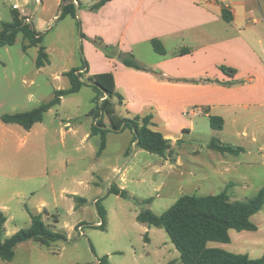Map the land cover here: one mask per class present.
<instances>
[{
	"label": "rangeland",
	"instance_id": "rangeland-1",
	"mask_svg": "<svg viewBox=\"0 0 264 264\" xmlns=\"http://www.w3.org/2000/svg\"><path fill=\"white\" fill-rule=\"evenodd\" d=\"M42 1L40 6L35 0L19 3L41 35L49 62L38 68L39 46H31L23 33L14 45L0 47V199L9 207L5 237L29 229L31 212L41 214L44 225L67 241L49 248L28 241L16 248L13 262L0 264H98L104 257L110 264H182L165 228L142 224L138 215L145 211L162 215L183 195H216L229 184L232 200L257 195L264 187V149L258 152L257 147L264 145V130L261 137L256 130L219 132L211 130L204 116L186 115L184 121L198 127L183 136L182 131L170 130L172 138L181 137L173 145L177 163L137 147L130 129L108 132L102 151V134H93L95 118L90 114L98 93L88 85L62 97L30 130L5 124L4 116L53 101L58 91L72 87L69 71L89 67L79 18L53 21L59 13L57 0ZM8 15L7 22L12 20ZM79 76L88 80L85 74ZM104 121L109 125L106 117ZM253 132L257 145L252 143ZM212 140L251 153L223 155L208 148ZM117 169L122 170L120 175ZM112 187L126 196L111 194ZM251 221L256 231L231 230L230 244L209 247L261 258L264 207ZM99 222L105 227H98Z\"/></svg>",
	"mask_w": 264,
	"mask_h": 264
},
{
	"label": "crops",
	"instance_id": "crops-1",
	"mask_svg": "<svg viewBox=\"0 0 264 264\" xmlns=\"http://www.w3.org/2000/svg\"><path fill=\"white\" fill-rule=\"evenodd\" d=\"M19 1L0 0V26L2 22H12H7L8 12L13 16V6H21ZM61 1L57 0L58 6ZM100 1L72 0L77 7L76 18H72L81 22L83 51L89 61V67L81 71L87 77L104 73L114 76L116 92L122 96L121 103L114 99L119 117L152 114L156 129L165 130L162 134L171 140L172 148L181 137L172 138L170 130L182 131L183 136L198 127L184 121L186 115H202L206 119L218 116L224 120L221 131L256 130L261 137L264 0H108L93 11L91 8ZM224 10L229 20L224 18ZM24 16L27 17L25 12ZM58 17L59 13L53 21ZM154 39L163 44L164 56L154 52ZM96 40L134 55L150 71L129 69L117 57H106L95 45ZM184 50L189 52L182 54ZM221 66L234 70L235 75L225 74ZM257 138L253 132L255 145ZM257 147L258 152L264 149V145ZM243 149L240 155L251 153L250 149ZM178 161L175 159V163ZM212 164L220 173L217 163ZM6 202L0 199V209L7 218L5 228L9 222Z\"/></svg>",
	"mask_w": 264,
	"mask_h": 264
},
{
	"label": "trees",
	"instance_id": "trees-1",
	"mask_svg": "<svg viewBox=\"0 0 264 264\" xmlns=\"http://www.w3.org/2000/svg\"><path fill=\"white\" fill-rule=\"evenodd\" d=\"M72 0H62L59 6L58 19L65 17L76 18L77 7L71 3ZM108 0H101L91 9L98 10ZM223 16L229 20L226 10ZM27 18L22 17L19 12H13L12 22H2L0 26V47L12 46L16 42L17 35L23 33L30 39L31 46H39V57L37 61L38 68H42L49 62V56L46 49L40 45L42 37L35 29L28 24ZM82 37L84 36L81 34ZM95 45L101 49L106 57H117L122 61L126 68L137 71H150L148 68L140 65L134 55L118 52L116 48L105 45L101 40L94 41ZM153 50L156 54L164 56L166 50L163 44L154 39L151 41ZM184 50L181 53H188ZM221 71L227 75L234 76V70L221 66ZM84 72L81 69H73L67 73L72 87L68 90H60L56 98L48 104H45L33 111L7 115L2 117L5 124H15L30 130L35 124L43 121L44 113L54 105L60 103L61 98L77 93L83 85L91 86L98 93L94 100L95 108L91 111V116L95 118V124L92 128L93 134L101 131L102 144L101 150L106 148V135L108 132L120 133L125 129H130L134 134V142L137 147L151 154L159 155L175 163L171 140L155 129L153 115H137L132 118H121L116 114V104L114 99L122 102V96L116 92L114 76L111 73H104L88 77L86 82L79 78ZM157 74V72H153ZM108 120L107 125L104 119ZM210 127L214 131H221L224 127V120L218 116L209 117ZM209 148L222 154L240 155L244 152L241 147H233L212 140ZM231 184L227 185L225 190L216 195H183L174 205H172L162 215H156L151 211H145L138 215L137 221L155 227H164L171 242L180 253L182 264H264V255L259 259H251L248 255L230 253L221 248H211L210 243L230 244V231H256L257 227L252 223L251 218L258 214L264 207V187L257 195L244 201H233L228 194ZM111 194L125 197L124 191L112 187ZM98 203V202H96ZM98 213L102 218L105 212L98 208ZM31 227L26 230H20L11 237H5V225L7 218L0 209V260L11 263L16 256V248L28 241H33L42 247H51L60 241H67L62 234L52 232L43 221L41 214L29 212ZM102 222L100 228H104ZM98 264H110L108 257H104Z\"/></svg>",
	"mask_w": 264,
	"mask_h": 264
},
{
	"label": "built area",
	"instance_id": "built-area-1",
	"mask_svg": "<svg viewBox=\"0 0 264 264\" xmlns=\"http://www.w3.org/2000/svg\"><path fill=\"white\" fill-rule=\"evenodd\" d=\"M210 1H212V2H220V0H210ZM231 1H241V0H231ZM36 3L40 6V5L42 4V1H41V0H36ZM223 4L225 5L224 7H225L226 9H230V6H229L228 3L225 4V2H223ZM13 10L19 12V13L22 15V17H25V16H24V11L21 9V6H20L19 4H15V5L13 6ZM25 18H27V21H26V22H27L28 24H31V19L28 18V17H25ZM115 173H116V175H120V174L122 173V170H121V169H117V170L115 171ZM101 226H102V222H99V223H98V227H101ZM78 229H79L80 231H83V227L78 226Z\"/></svg>",
	"mask_w": 264,
	"mask_h": 264
}]
</instances>
